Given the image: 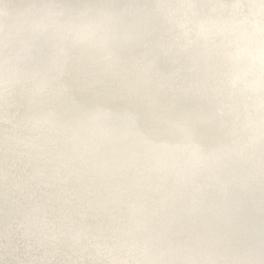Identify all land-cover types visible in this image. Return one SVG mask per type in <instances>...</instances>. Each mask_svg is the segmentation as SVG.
Segmentation results:
<instances>
[{"label": "snow or ice", "instance_id": "obj_1", "mask_svg": "<svg viewBox=\"0 0 264 264\" xmlns=\"http://www.w3.org/2000/svg\"><path fill=\"white\" fill-rule=\"evenodd\" d=\"M0 264H264V0H0Z\"/></svg>", "mask_w": 264, "mask_h": 264}]
</instances>
